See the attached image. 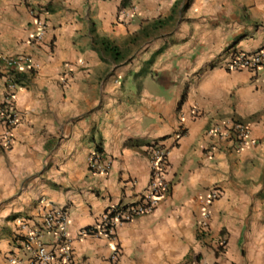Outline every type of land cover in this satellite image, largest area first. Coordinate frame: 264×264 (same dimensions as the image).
Returning a JSON list of instances; mask_svg holds the SVG:
<instances>
[{"label": "crops", "instance_id": "0c3cea01", "mask_svg": "<svg viewBox=\"0 0 264 264\" xmlns=\"http://www.w3.org/2000/svg\"><path fill=\"white\" fill-rule=\"evenodd\" d=\"M32 6L47 12L39 46ZM102 38L120 59L103 53ZM134 46L136 57L123 53ZM229 49H264V0H0V104L2 59L37 66L17 91L14 144L0 146V264H33L16 237L52 205L69 212L75 264H264V68L227 71ZM233 121L254 145L222 136ZM155 142L170 151V194L113 237L81 235L110 207L138 202ZM97 148L109 174L89 170Z\"/></svg>", "mask_w": 264, "mask_h": 264}, {"label": "built area", "instance_id": "2783aa9c", "mask_svg": "<svg viewBox=\"0 0 264 264\" xmlns=\"http://www.w3.org/2000/svg\"><path fill=\"white\" fill-rule=\"evenodd\" d=\"M136 12L135 6H130L123 13L126 18L132 19ZM46 10L38 7H31V16L36 27V33L32 38L35 45L43 43L46 30ZM2 66V77L5 82V94L0 104V146L4 149H11L14 144V129L22 120V114L17 106V91L23 86L20 74L24 70L35 72L37 66L31 56L19 55L14 57H4ZM227 71L247 70L255 72L264 68V49L253 53H245L229 49L224 62ZM196 113H198L195 110ZM215 135L221 132L216 128L211 131ZM182 132L178 133L179 139ZM223 137L233 141L237 148L242 149L255 142L250 138V131L246 124L233 121L230 128L223 132ZM169 149L162 142H155L150 145L146 154L150 163L151 173L147 189L140 195L137 203L131 205H116L110 207L100 217L94 228L81 232V235H103L113 237L116 228L124 223L131 222L135 218L148 215L154 212L159 202L170 194V183L167 180L169 168ZM112 161L103 151L95 149L89 158V170L98 174H109ZM220 192L215 189L211 195V200H217ZM209 215H205V220ZM70 215L66 207L52 205L42 217L39 225L31 227L28 219L24 220L20 227L26 231L25 235H18L16 242L18 250L29 256L33 264H75L74 254L71 248L69 236ZM207 226L204 221L203 227ZM227 242L221 241L219 250L225 253ZM120 250L115 248L111 256L112 261H117L120 257ZM11 262H20L11 254ZM187 264V263H186Z\"/></svg>", "mask_w": 264, "mask_h": 264}, {"label": "trees", "instance_id": "16d2710c", "mask_svg": "<svg viewBox=\"0 0 264 264\" xmlns=\"http://www.w3.org/2000/svg\"><path fill=\"white\" fill-rule=\"evenodd\" d=\"M168 21H172V17L168 18L167 20H159L158 22L155 23V27L157 26H164L166 24V22ZM97 43L101 44L102 46V51L105 54H110L115 60L120 59L121 57V52L119 51V48L117 46H114L109 40L102 38L99 41H97ZM33 74V72L31 73ZM20 79H26V76L23 74H20ZM99 151H102L101 148H98Z\"/></svg>", "mask_w": 264, "mask_h": 264}, {"label": "rangeland", "instance_id": "374dc122", "mask_svg": "<svg viewBox=\"0 0 264 264\" xmlns=\"http://www.w3.org/2000/svg\"><path fill=\"white\" fill-rule=\"evenodd\" d=\"M130 8V7H129ZM167 32H171V31H167ZM168 34V33H167ZM152 37H155V36H152ZM124 42V41H123ZM132 42H138V43H136L137 45L139 44L140 46H141V44H142V39H137V40H133ZM121 46H122V48H123V46H124V44H122L121 43ZM136 46V45H135ZM130 47V48H128V49H126L127 51H123V53H125V54H129L131 57L133 56V57H136L137 55H139V53H140V51L141 50H138V48L137 47ZM139 46V47H140Z\"/></svg>", "mask_w": 264, "mask_h": 264}]
</instances>
